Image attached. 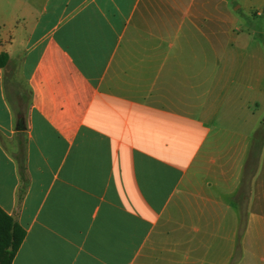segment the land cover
<instances>
[{
	"label": "crops",
	"instance_id": "obj_1",
	"mask_svg": "<svg viewBox=\"0 0 264 264\" xmlns=\"http://www.w3.org/2000/svg\"><path fill=\"white\" fill-rule=\"evenodd\" d=\"M0 55L11 264H264V0H0Z\"/></svg>",
	"mask_w": 264,
	"mask_h": 264
},
{
	"label": "trees",
	"instance_id": "obj_2",
	"mask_svg": "<svg viewBox=\"0 0 264 264\" xmlns=\"http://www.w3.org/2000/svg\"><path fill=\"white\" fill-rule=\"evenodd\" d=\"M7 57L0 55V67ZM22 183L25 182L24 167L18 165ZM24 238V230L14 219L0 209V264H11Z\"/></svg>",
	"mask_w": 264,
	"mask_h": 264
},
{
	"label": "rangeland",
	"instance_id": "obj_3",
	"mask_svg": "<svg viewBox=\"0 0 264 264\" xmlns=\"http://www.w3.org/2000/svg\"><path fill=\"white\" fill-rule=\"evenodd\" d=\"M17 60V59H16ZM25 73H15L7 76L6 83L10 88L17 89L22 94V101H20V109L23 111L28 103V93L26 89Z\"/></svg>",
	"mask_w": 264,
	"mask_h": 264
},
{
	"label": "water",
	"instance_id": "obj_4",
	"mask_svg": "<svg viewBox=\"0 0 264 264\" xmlns=\"http://www.w3.org/2000/svg\"><path fill=\"white\" fill-rule=\"evenodd\" d=\"M24 129L23 119H20L16 124V130L21 131Z\"/></svg>",
	"mask_w": 264,
	"mask_h": 264
}]
</instances>
